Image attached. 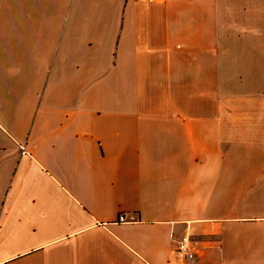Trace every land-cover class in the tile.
<instances>
[{"label": "crops", "instance_id": "0c3cea01", "mask_svg": "<svg viewBox=\"0 0 264 264\" xmlns=\"http://www.w3.org/2000/svg\"><path fill=\"white\" fill-rule=\"evenodd\" d=\"M0 264H264V0H0Z\"/></svg>", "mask_w": 264, "mask_h": 264}, {"label": "built area", "instance_id": "2783aa9c", "mask_svg": "<svg viewBox=\"0 0 264 264\" xmlns=\"http://www.w3.org/2000/svg\"><path fill=\"white\" fill-rule=\"evenodd\" d=\"M141 3H160L161 0H136ZM23 154H25V148H22ZM137 220L136 216H127L126 214H122L119 216V223H131ZM176 247L178 254L185 260L193 261L196 255V247L193 244L189 235H185L180 240L176 241Z\"/></svg>", "mask_w": 264, "mask_h": 264}]
</instances>
